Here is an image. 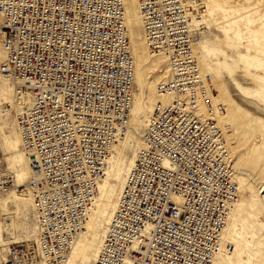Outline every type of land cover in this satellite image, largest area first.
Masks as SVG:
<instances>
[{
  "label": "built area",
  "instance_id": "built-area-1",
  "mask_svg": "<svg viewBox=\"0 0 264 264\" xmlns=\"http://www.w3.org/2000/svg\"><path fill=\"white\" fill-rule=\"evenodd\" d=\"M138 4L150 52L170 66L159 87L176 99L149 118L94 264H212L239 190L227 140L201 113L215 92L195 55L204 2ZM0 50L39 228L38 241L0 246V264H63L128 129L136 65L124 1L0 0ZM13 179L0 160V199Z\"/></svg>",
  "mask_w": 264,
  "mask_h": 264
},
{
  "label": "rangeland",
  "instance_id": "rangeland-1",
  "mask_svg": "<svg viewBox=\"0 0 264 264\" xmlns=\"http://www.w3.org/2000/svg\"><path fill=\"white\" fill-rule=\"evenodd\" d=\"M203 2L205 10L202 17L205 18H192L193 25L204 24L206 30L204 41L196 49L197 57L203 73L211 75L216 100L222 105L220 127L224 129L232 152L241 192L247 198V201L238 202L234 221L228 229L229 243L234 245L232 252L226 251L216 264H264V0ZM134 33L136 42L131 47L137 73L141 76L146 69L147 83L140 86L136 76L134 122L140 127V134L150 114L148 107L153 109L158 102L159 84L167 78L169 67L163 58L152 57L148 53L141 23L134 26ZM206 50L213 51V56L207 55ZM0 102L2 107H7L4 110L7 113L0 117V149L5 171H8V159L23 152L21 147L18 152L11 148L17 141L14 123L18 102L15 96V108L12 109L10 104L6 105L9 101L2 94ZM13 180V192L18 194V201L9 196L5 202H10L9 212L14 214L15 227L4 232L1 223L0 241L3 234L5 242L13 234L15 243L37 241L38 226L32 213V202L23 200L29 199L22 192L26 181L25 187H19ZM121 183L122 178L115 189L118 190ZM94 227L95 234L90 242L92 249L96 244L100 245L101 240L95 237L104 233L99 220L94 221ZM88 253L93 254L92 251Z\"/></svg>",
  "mask_w": 264,
  "mask_h": 264
},
{
  "label": "bare ground",
  "instance_id": "bare-ground-1",
  "mask_svg": "<svg viewBox=\"0 0 264 264\" xmlns=\"http://www.w3.org/2000/svg\"><path fill=\"white\" fill-rule=\"evenodd\" d=\"M123 1H124V5H125V22L127 25L128 36L130 38L131 46H133L136 42L135 37H134L135 36L134 26L137 27L141 23V29H142V32L144 35L143 19L141 16L138 0H123ZM204 10H205V8L203 9V12H204ZM202 16H203V14H202ZM193 17L200 20L195 15H193ZM202 18H205V17H202ZM205 33H206V30L204 28L202 38L198 42H196V44H195V55H196V57H197V52H196L197 46L201 42L204 41V34ZM145 45H146L148 53L152 57L163 58L168 65L167 58L164 55L152 54L150 52L148 45L146 43V40H145ZM144 48H145V46H144ZM142 49H143V47H142ZM131 50H132V47H131ZM206 53L209 56H213V54H214V52L210 51V50H206ZM0 57H2L1 50H0ZM197 59H198V57H197ZM198 63H199V61H198ZM135 65H136V61H135ZM144 66H146V65H144ZM199 66H200V63H199ZM168 67H169V69H168V74H169L170 66L168 65ZM200 68H201V66H200ZM201 70H202V68H201ZM145 71H146V69H144V73L140 76V74L137 73V65H136V67H135V83H136V76H137V79L139 77V85L140 86H145L147 84L145 81ZM211 82H212V80H211ZM212 86H213V83H212ZM213 88H214V86H213ZM134 93H135V90H134ZM1 94H2V96H6L7 101H9L6 103V105L10 104L12 106V109H14L15 108L14 85H13V83H11L8 79L3 77L2 75H0V95ZM216 98L217 97L215 96L214 92L210 94V100H211L210 106L212 108L211 113L208 109V106H205L204 104L201 105L202 111L201 110L200 111H201V113H203L204 118H206V119L209 118L210 120L213 121V123L215 125H217L216 127L218 128V131H219L218 132L219 133L218 139L221 140V137H224L226 139V136H225L224 131H223L224 129H223V127H220L221 125L219 123V113H220V111H223V109H222V105H220L218 103ZM175 99H176V95L173 92H171V91L162 92V90L159 87L158 88V102L153 106V109L148 107V111L150 112V114L148 116L147 121L143 125L142 132L139 134L140 127H138V124H135V122H134V107H133V105H134V94H133V100H132L131 110H130V117L128 120V129H127V131H125L123 133L124 134L123 137L119 138L118 141L114 144V146L112 148L110 157L108 159V166L106 168V175L104 176V178L102 179V181L99 184V191H98V194H97L95 200L93 201L92 207H91L89 215H88V219L84 225L83 230L81 232H79L78 235L74 238L72 245L70 247V250L68 251V253L65 256L63 264H79L80 261H82L83 264H87V263L94 264L95 263V261L98 257V254L102 248L103 240L109 231L112 217H113L114 213H116V211L120 208V205L122 202L121 201L122 191L126 185L128 173L130 172V170L132 169V167L134 165L137 152L143 144L144 130L148 124L149 118H150L151 114L153 113V111L155 110L156 105H158L159 103H161L162 105H167V104H170L171 102H173ZM17 106H18V104L16 105V108H17ZM6 108L7 107H2V104L0 102V117H3L7 113V111H4ZM139 120H140V118L137 120V122ZM14 126H15V130H16L17 141L15 140V144L11 145V148L14 151L18 152L19 148L21 147V150L23 152L21 154L16 153L12 158L8 159V167L6 169L8 171H6V172H10L13 175V177L16 180L19 187H25L24 186L25 181H26V185H27L29 178L33 174L32 167H31V159H30L29 155L27 154V151L23 147L22 137H21L20 132L17 129L16 122L14 123ZM0 151H1V149H0ZM227 151H228L229 157L232 159V152L230 151L228 141H227ZM0 160H1V165H3V167H4L2 152H1ZM9 162H12V163H9ZM231 165H232V172L234 174L235 181H236V184H237V187L239 190V194H238L237 201L235 202L234 206L232 207L231 211L228 214L226 226H225V228L221 234L222 240L220 243V250L215 255L212 264H216V262L218 261L220 256L224 255L226 251L231 250V249H229V245L232 248L234 247V245L232 243H229L230 238L228 236V229L230 228V226L232 225V223L234 221L233 218H234V214H235L238 202L247 201V198L243 197L245 195L243 194V192H241L240 179H239L237 168H236V165H235L233 159L231 160ZM17 168L19 170H17L16 175H15V170ZM121 178H122V183L120 184V186L117 190V189H115V185L120 183ZM13 182H14V180H13ZM13 190H15V182H14V187L9 188L6 191V193L2 196V198L0 199V225L2 223L4 232H7L10 229H13V227H15L14 226L15 222L13 221L14 214H12L13 212L12 213L9 212L10 202H5L7 199H10L9 196L10 197L13 196L18 201V199L16 197L18 194L15 191L13 192ZM19 192H21V191H19ZM22 192L24 193V191H22ZM10 193H11V195H10ZM26 195L28 196L29 199H23V198L22 199L23 200H29L32 202L31 195L30 194H26ZM32 213L35 217V208H34L33 203H32ZM96 220H99L101 222V226L103 228L104 233H102L100 237H98V236L95 237L98 239V241L99 240H101V241H100V245L96 244L94 246V248L92 249L90 247V242H91V239H93V236L95 234L94 233L95 232L94 221H96ZM38 230H39V228H38ZM1 231H2V229L0 226V236H1ZM9 238L14 239V243H15L14 234H13V236L10 235ZM4 239L5 238H4V234H3V238L0 241V246L2 249L7 248V246L5 244H6V242L9 241V240H7L5 242ZM37 241H38V239H37ZM81 241H84V242L81 243ZM89 251H92L93 254L90 255L88 253ZM231 252L232 251H230V253ZM0 256H2V259L5 258L4 254H2L1 252H0ZM41 264H43V261L41 262Z\"/></svg>",
  "mask_w": 264,
  "mask_h": 264
}]
</instances>
